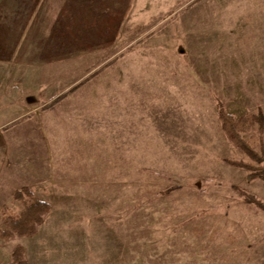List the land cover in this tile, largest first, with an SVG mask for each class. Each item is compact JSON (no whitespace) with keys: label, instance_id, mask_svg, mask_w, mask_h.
<instances>
[{"label":"rangeland","instance_id":"rangeland-1","mask_svg":"<svg viewBox=\"0 0 264 264\" xmlns=\"http://www.w3.org/2000/svg\"><path fill=\"white\" fill-rule=\"evenodd\" d=\"M220 107L264 115V0H0V227L23 186L51 205L0 264H260Z\"/></svg>","mask_w":264,"mask_h":264},{"label":"trees","instance_id":"trees-1","mask_svg":"<svg viewBox=\"0 0 264 264\" xmlns=\"http://www.w3.org/2000/svg\"><path fill=\"white\" fill-rule=\"evenodd\" d=\"M63 96V93H59L51 100V105H53L52 102L61 100ZM217 116L226 138L249 159V161H241L226 158L225 161L231 165L245 168L248 171L246 175L248 180H252L253 178L264 179V144L262 141L263 138L261 137L264 134V115L262 111L258 109L254 113L236 118L224 108L220 107ZM254 124L257 126L260 134V151L255 150L250 142L242 135V131ZM245 195L246 199L264 211L263 201L254 198L252 195ZM12 199L19 201L23 209L15 216H6V226L0 227V237L8 239L14 235L30 236L34 234L37 226L42 222L43 216L50 210V203L37 198L27 186L15 190L12 194ZM8 264H28L24 257V247L22 245H16L13 248ZM260 264H264V253Z\"/></svg>","mask_w":264,"mask_h":264}]
</instances>
